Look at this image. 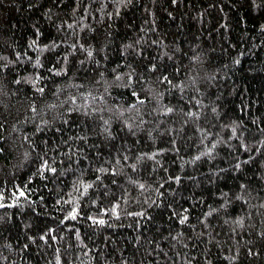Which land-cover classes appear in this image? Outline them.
<instances>
[{
	"label": "trees",
	"instance_id": "1",
	"mask_svg": "<svg viewBox=\"0 0 264 264\" xmlns=\"http://www.w3.org/2000/svg\"><path fill=\"white\" fill-rule=\"evenodd\" d=\"M0 205V264H264V0H0Z\"/></svg>",
	"mask_w": 264,
	"mask_h": 264
},
{
	"label": "snow or ice",
	"instance_id": "2",
	"mask_svg": "<svg viewBox=\"0 0 264 264\" xmlns=\"http://www.w3.org/2000/svg\"><path fill=\"white\" fill-rule=\"evenodd\" d=\"M89 55H91V53H89ZM39 91L42 92L43 89L41 88V89H39ZM169 111H172V109H169ZM45 167H47V162H45ZM50 170L53 171V172L55 171L54 168H53V169H50ZM87 187H90V185L87 186ZM140 187L143 188L144 186H143V185H140ZM20 195L23 196L24 193H23V192H20ZM2 206H3V205H0V207H2ZM114 210H115V209H113V211H114ZM75 211H76V210L74 209L73 212L70 213V216H71L72 219H75V218H76ZM137 215H141V214H137ZM185 220H187V217H184V219L181 220L180 222H181V223H184ZM99 223H100V224H103V223H105V222H104L103 220H100Z\"/></svg>",
	"mask_w": 264,
	"mask_h": 264
}]
</instances>
